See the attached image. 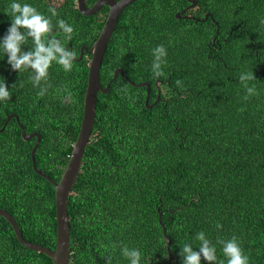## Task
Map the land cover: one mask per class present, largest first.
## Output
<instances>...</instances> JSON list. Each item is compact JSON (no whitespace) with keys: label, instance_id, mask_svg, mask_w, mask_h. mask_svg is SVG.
Wrapping results in <instances>:
<instances>
[{"label":"trees","instance_id":"16d2710c","mask_svg":"<svg viewBox=\"0 0 264 264\" xmlns=\"http://www.w3.org/2000/svg\"><path fill=\"white\" fill-rule=\"evenodd\" d=\"M196 1L191 14L199 21L176 19L186 0H138L117 21L100 85L115 69L122 74L97 96L89 144L68 197L69 264H106L109 256L111 264H130L124 246L140 251L139 264H167L162 226L171 264H183L178 253L186 243L198 251L201 231L216 247L215 264H226L217 241L233 236L248 264H264V0ZM12 2L0 0V39L10 27ZM15 2L35 7L54 26L65 20L72 38L58 27L53 34L77 55L81 47L90 49L104 25L101 16L81 15L75 0ZM158 45L167 55L164 75L154 78ZM21 48L30 50L31 38ZM89 62L84 53L65 71L53 61L47 81L34 87L32 70H11L0 50V80L11 93L0 100V129L9 114L17 115L0 132V209L15 219L24 240L51 250L55 190L34 171L36 138L24 141L20 125L40 134L36 169L58 183L80 129ZM246 72H253L256 79L247 83L257 93L247 100L239 79ZM0 264L53 262L22 246L0 216ZM201 264L209 262L201 258Z\"/></svg>","mask_w":264,"mask_h":264},{"label":"clouds","instance_id":"9594fccd","mask_svg":"<svg viewBox=\"0 0 264 264\" xmlns=\"http://www.w3.org/2000/svg\"><path fill=\"white\" fill-rule=\"evenodd\" d=\"M48 11L52 17L58 15L55 7H49ZM9 13L12 19L6 34L0 39V50L3 55H7V63L11 66V70L19 72L31 69L32 75L29 79L34 87H39L41 81H47L48 69L53 61L62 66L65 71H71L77 54L74 50L66 48L65 44L56 38L52 30L53 27H58L62 30L65 39L70 40L74 30L72 26L63 19H59L54 26L51 19L38 12L35 7L29 4L22 5L15 0L9 5ZM260 23L264 25V19H261ZM29 38L32 40V48L24 52L21 46L25 45ZM152 55L154 57L151 65L153 76L158 78L164 75L162 65L165 63L164 58L167 52L163 45H158L152 49ZM239 79L246 90L245 100L249 96L257 94L255 86L250 87L247 83L256 79L253 72L241 73ZM176 85L177 87L183 86L180 80L176 81ZM46 91V87L41 88L37 95L43 96ZM122 91L124 90L122 89ZM10 98L11 93L7 85L3 80H0V100L7 101ZM216 226L221 227L219 224ZM195 239L199 241L198 251H194L192 245L188 243L180 248L178 255L182 258L183 264H201V258L209 264H215L217 262L215 245L206 238L203 231L197 233ZM217 243L222 246L226 264H248V257L244 255L235 236L228 240L220 239ZM121 254L129 260L130 264H139L140 262L141 253L138 249H129L124 246L121 248ZM106 264H111L110 256L107 257ZM219 264H225V262L219 261Z\"/></svg>","mask_w":264,"mask_h":264},{"label":"water","instance_id":"95a60500","mask_svg":"<svg viewBox=\"0 0 264 264\" xmlns=\"http://www.w3.org/2000/svg\"><path fill=\"white\" fill-rule=\"evenodd\" d=\"M138 0H97L91 7H86L85 0H76L77 10L83 16L90 17L98 13V11L106 6L109 9L108 15L104 22V25L94 41L90 49L86 47H81L79 50V57L74 61H78L82 58L83 54L90 55V62L88 65V76H87V86L84 94L83 102V114L80 129L77 135V138L72 146V151L69 156L67 165L61 175V178L58 183L52 181L48 176L38 171L35 166V157L34 154L37 150V147L40 143V134L33 132L27 134L25 129L20 125L21 136L24 141H29L33 138H36L35 144L31 150V161L34 171L41 177L47 179L55 190V220H56V245L55 249L51 250L43 246L29 243L24 240L21 231L15 221V219L5 210L0 209V216L3 217L13 228L15 236L18 242L25 248L42 253L48 256L53 264H69V219L67 213V201L70 195L74 181L78 175V172L81 167L82 159L84 156L85 148L89 144V139L91 136L92 128L96 116V105H97V96L99 93L107 94L111 83L116 79L118 75L122 74L120 68L115 69L112 79L107 83L103 88L100 85V69L103 61V57L107 48V44L112 36V33L116 27L117 21L123 10L129 5L135 3ZM190 6L188 8H194L197 5L196 0H188ZM188 9L184 10L187 11ZM183 12L176 13V19L181 18ZM209 17V13L205 14L204 19ZM189 18V17H184ZM218 29V27H217ZM140 86L149 87L148 84H142ZM148 93L145 104L147 105ZM157 102V100H156ZM14 117L17 119V115L13 114L7 118V121L0 129V132L3 131L9 119ZM160 222V215H159ZM162 232L164 237L167 239V255L168 262L171 264V251L170 245L171 240L165 234V228L162 226Z\"/></svg>","mask_w":264,"mask_h":264},{"label":"flooded vegetation","instance_id":"af4514ba","mask_svg":"<svg viewBox=\"0 0 264 264\" xmlns=\"http://www.w3.org/2000/svg\"><path fill=\"white\" fill-rule=\"evenodd\" d=\"M97 1V0H96ZM96 1H94L92 4H90V5H88L87 4V2H86V0H85V4H86V7H91ZM116 1H119V0H116ZM186 5L184 6V8L182 9V10H180L179 12H183L182 14H181V18L180 19H191V20H195V21H199V20H201V18H198V17H195L194 16V14L195 13H193V14H191V12H193L194 10H196V8H198V3H197V5L194 7V8H188L189 6H190V3L188 2V0H186ZM75 3H76V0H75ZM127 8V7H126ZM125 8V9H126ZM124 9V10H125ZM186 9H188L187 11H185L184 12V10H186ZM123 10V11H124ZM108 12H109V9H108V7H106V6H103L99 11H98V13H96L95 15H98V16H101V17H103L104 18V22H105V20H106V17H107V15H108ZM178 12V13H179ZM188 13V14H187ZM95 15H93V16H95ZM120 17V16H119ZM184 17H189V18H184ZM119 19V18H118ZM53 31V30H52ZM53 33H54V31H53ZM56 38L57 39H60L58 36H56ZM61 40V39H60ZM66 46V48H68V49H72L73 50V48H72V46L71 45H69V44H66L65 45ZM77 57H79V54L77 55ZM11 115H13V114H9V116H11ZM8 116V117H9ZM13 118V117H12ZM11 118V119H12ZM33 133V132H32Z\"/></svg>","mask_w":264,"mask_h":264},{"label":"rangeland","instance_id":"374dc122","mask_svg":"<svg viewBox=\"0 0 264 264\" xmlns=\"http://www.w3.org/2000/svg\"><path fill=\"white\" fill-rule=\"evenodd\" d=\"M55 2H57V3H60V2H62V0H54Z\"/></svg>","mask_w":264,"mask_h":264}]
</instances>
